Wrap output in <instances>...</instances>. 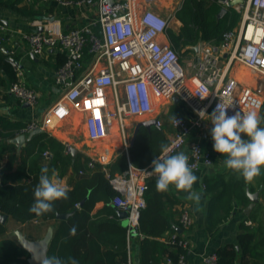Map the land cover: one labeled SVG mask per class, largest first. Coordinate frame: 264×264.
Listing matches in <instances>:
<instances>
[{"label": "built area", "instance_id": "1", "mask_svg": "<svg viewBox=\"0 0 264 264\" xmlns=\"http://www.w3.org/2000/svg\"><path fill=\"white\" fill-rule=\"evenodd\" d=\"M40 1L95 7L97 15L83 27L64 30L59 22L53 21L41 31L22 33L30 55L43 57L51 49L65 57L54 74L58 97L43 109L40 117L23 128L24 132L53 129L77 112L82 115L85 127L82 138L95 145L114 141L129 158L133 136L129 119L151 118L161 127L164 120L162 111L157 112L158 103L177 98L184 100L195 116L176 115L180 121L177 127L171 120L174 133L167 155L187 147L188 162L195 174L202 165L214 164L213 154L205 149L199 137L193 136L194 131H201L205 125V120L197 115L200 110L206 109L208 114L222 102L229 107V115L237 110L259 112L263 107L264 94L240 81L232 72L237 65H242L264 81V0L235 3L242 17L239 28L225 32L219 42L194 46L197 48L195 62L182 61L169 41L163 39L167 37L172 17L153 8L156 0ZM234 1L237 0H220V3L229 7ZM154 21L162 23L157 25ZM6 32L5 24L0 22V34ZM7 53L16 74L9 92L20 103L39 108L43 95L27 83L23 67L14 58L15 49ZM201 96L207 97L201 99ZM74 147V143L65 142L64 152L71 154ZM112 147L106 146L104 151L90 155L88 166L107 167L115 156ZM161 155L164 154L161 152ZM151 165L136 167L129 161L124 174H107L118 192L112 203L128 212L133 227H138L140 213L146 207L149 182L157 179L151 173ZM178 222L182 231L171 230L166 241L188 252L192 245L188 231L195 224L189 207H183ZM186 256V252L181 254L178 264H186ZM217 259L212 253L203 258V264H215ZM167 261L172 263L169 258ZM129 264H132L131 255Z\"/></svg>", "mask_w": 264, "mask_h": 264}, {"label": "trees", "instance_id": "2", "mask_svg": "<svg viewBox=\"0 0 264 264\" xmlns=\"http://www.w3.org/2000/svg\"><path fill=\"white\" fill-rule=\"evenodd\" d=\"M24 0H0V8H4L15 15L19 21H29L40 18L42 12L39 0H33L27 5H22ZM220 0H183L181 7L175 11L174 17L182 25L179 31L171 27L167 30L168 39L181 56L183 50L189 51L200 41L219 42L223 34L234 29L241 18V14L233 7L218 17L222 9ZM4 38V39H2ZM9 33L0 34V70L5 72L7 79L13 81L16 78L14 67L9 62L10 55L6 46ZM18 59V55H14ZM57 67L61 66L65 57L59 54ZM264 116V104L259 113ZM0 125L19 129V123H13L5 117H0ZM264 127V124L261 125ZM194 136V135H193ZM170 140L163 127L148 129L141 127L136 141L130 147L129 158L125 154L119 156L112 166L111 173L122 172L128 168L129 161L136 167H144L152 163L153 159L161 153V145H168ZM205 149L213 154L214 171L204 179V189L208 195V201L204 211L203 228L209 234L214 235L233 213L235 203L247 206L250 203L249 192H255L261 188L264 196V169L261 174L250 183L233 170L225 166L226 157L217 153L214 141H207ZM16 145L7 141L0 143V213L9 215L19 222H27L40 217L41 220H58L55 235L49 246V256L55 255L59 250L62 259L74 258L78 264H88V256L66 254V249L80 242L83 230L89 222L90 216L96 204L104 201L101 211H106L118 218L117 210L112 201L118 192L110 183L107 173L101 165L88 166V159L78 153L75 158L64 152V144L46 131L34 134L20 153L16 152ZM53 154L48 169L58 171L59 176L66 174L70 167L76 173L83 171L73 188L68 189V199H60L54 202V211L37 215L30 211L34 203V189L39 183L41 175V159L45 158V152ZM7 156V164L2 167V162ZM18 166L12 171L17 160ZM249 187V189H247ZM166 192L156 190V179L149 182L146 192V207L142 209L139 217L138 231L144 234L141 244L140 264H160L171 259L172 264H178L180 255L187 253L182 247L169 241H161L169 230H175L173 219L170 220L162 204V198ZM179 201V199H178ZM81 205V207H77ZM67 215L58 219L59 215ZM167 215V218L166 216ZM248 222H251L248 224ZM179 223V222H178ZM174 225V226H173ZM76 226L75 236L69 235V229ZM106 236L117 237V250L113 253L118 257L115 264H129V227H126L113 219L99 225ZM239 233L236 241L220 246L215 254L218 259L215 264H264V202L255 204L252 211L241 220L238 225ZM6 223L0 222V264H30V252L17 244L13 239L4 237L7 233ZM78 233V234H77ZM108 254L112 255L111 252Z\"/></svg>", "mask_w": 264, "mask_h": 264}, {"label": "crops", "instance_id": "3", "mask_svg": "<svg viewBox=\"0 0 264 264\" xmlns=\"http://www.w3.org/2000/svg\"><path fill=\"white\" fill-rule=\"evenodd\" d=\"M32 1L33 0H24L22 5H27ZM155 2L156 5H153V8H155L163 15L171 16L172 22L170 27L174 31H179L182 23L174 17V14L175 11L181 7L183 0H172L171 2L168 1L167 3L164 0H156ZM38 4L40 5V9L42 12V16L40 18H34L29 21H19L15 19V15L13 13L4 8H0V22L5 24L7 32L9 33V39H7L8 41L6 42V46L9 49H15L16 54L18 55V60L26 73L27 83L43 95L41 104L44 106H48L58 97V87L54 83V74L55 70L58 68L57 57L59 54H57L56 51L50 49L43 57L30 55V53H28L26 50L24 41L22 40V33L33 30L41 31L45 27L49 26L53 21L59 22L64 30H68L74 27H83L84 25H87L92 19H94L97 13L95 7H92L90 9L87 7L65 6L55 1L42 2L40 0ZM229 7H233L236 11H238L234 7V5H231ZM229 7H224L222 5V8L228 9ZM241 18L238 25L234 29L239 28L241 24ZM163 39L169 41L168 36ZM202 42L210 41H200L199 43ZM4 50L6 49L4 48ZM196 51L197 48L194 49L193 47H191L189 51L183 50L182 53H193V57H191V55V59L184 60V62H195L193 58L197 56ZM241 66L242 65H237V67L234 68L232 72L233 76L238 78L243 83L254 87L255 89H257V85L261 83L264 84V81L262 79L259 80L257 76V81L252 78L248 79V81H250L249 83L241 80L239 78V76H241L239 67ZM193 70L194 69L192 68L191 71ZM9 85L10 80L6 78L5 72L0 70V117H5L13 123H19L22 125V127L16 129L11 127H3L0 125V143L2 141L14 143L17 148L16 152L20 153L21 149L31 139H28L31 132H24L23 128L26 127L31 121H33V119H37V117H40L41 110L39 108H32L31 106L20 103L9 92ZM257 90L264 94V88L263 90ZM159 111H162L161 117L164 120V125L161 127L164 128V131L167 134L169 140H171L174 133L173 127L171 126V120L173 116L181 114L186 115L189 118H193L195 116V111L190 108L184 100H179L177 98L172 101H160L158 103L157 112ZM212 112L213 111L209 112L208 115L210 116ZM258 113H260V111ZM78 114L79 113L77 112H73L71 116L66 119V121L58 124L55 128L43 131L48 132L50 135L60 140L63 144L65 142L74 143V148L77 149V154L81 153L83 155V158L85 157L87 159L90 158V155L104 151L106 146H113L111 151L115 152V156L107 167L102 168L107 174H124L127 169L122 172L116 171L115 173H111L112 166L115 165L119 156L124 154L120 150V147L116 145L114 141H110L109 143L103 142L95 145L93 143H90L85 137H78L79 131L82 132L81 135L85 132V127L82 120L83 117L82 115L78 116ZM170 114L172 115V117L169 119L167 116H169ZM143 120H151V118H141L139 120H136V125L138 122ZM77 123L78 127L76 126ZM128 125L131 130L130 122ZM155 126H152V128ZM212 127L213 125L211 124L210 120H205V125L203 126L201 131L197 129L193 132V135L199 137L201 139V142H203L205 145L207 141L213 140L210 134V130ZM133 132L134 130L132 131V133ZM22 136L26 137L24 141H21ZM181 151H183L185 154H188L187 147H185ZM52 157L53 154L50 151L49 153L47 152V155L45 156V158L41 159V164L39 165L48 168L50 159ZM7 161L8 160L6 156V158L2 162V167L7 164ZM19 161L20 160L18 159L15 162L12 171L18 166ZM213 171L214 167L212 168V166L202 165L199 171L195 173V175L198 177V180L194 185V190L201 194L199 211L196 210V205L186 198L188 193L178 191L174 186H170L169 190L164 193V196L162 198V204L165 207V212L169 216V219H173V222H177V224L175 223V229L176 227H178L179 216L183 207H189L192 215L195 218V224L188 231V236L191 240L192 245L191 249L187 252L186 264H203V258L205 256L215 253V251L220 246L236 241V236L239 233L238 225L241 220L245 218V216H247V206L243 207L240 204L235 203L232 215L223 224L220 225L219 231L217 233L211 235L207 231H205L202 224L204 220V211L208 201V195L205 192L203 184L204 179L207 177V175L211 174ZM56 173L58 178L63 181L67 188L71 189L83 174V171L76 173L73 168L70 167L66 174L63 176H59L58 171H56ZM247 189H249V187ZM255 192H259V201L264 202V196L261 193V188L256 189ZM104 204V201H100L96 204L94 211L90 216L89 222L82 232L84 238L77 244L73 245L72 248L66 249V254L71 255L73 254V252L78 255L85 254L88 256V259H90L88 264H115L114 261H118V257H116L115 255L113 256V253H115V251L117 250V237L106 236L99 226L100 224L106 222L108 219H113L114 221L126 227H129V251L132 259V264H140V242L144 237V234L140 233L137 227L130 226L128 216H122L118 212V209L114 204L113 205L117 210L118 218L110 213H107L106 211H101L104 207ZM77 207L80 208L81 205H77ZM167 215L164 216H166L167 218ZM58 219L62 218L58 217ZM250 223L251 222H248V224ZM6 225L8 230L4 237L11 238L15 242H17V244L25 247L30 252L29 261L31 264V260L33 259L32 251H30V249L26 247L25 241L35 242L38 245H40L43 241H46V257L49 256V246L55 235L57 227L60 225V222L57 219L45 221L41 220L40 217L27 222H19L8 215ZM170 231L171 230L167 231L165 236L161 237L160 240L166 241L168 235L171 233ZM1 239L2 237H0V240ZM108 252H111L112 255L108 254ZM55 255L60 257L59 250L56 251ZM108 256L114 259V261L106 260V258L109 259ZM160 264L172 263L166 260L161 262Z\"/></svg>", "mask_w": 264, "mask_h": 264}, {"label": "clouds", "instance_id": "4", "mask_svg": "<svg viewBox=\"0 0 264 264\" xmlns=\"http://www.w3.org/2000/svg\"><path fill=\"white\" fill-rule=\"evenodd\" d=\"M153 22L152 17H148ZM157 25L161 21H154ZM207 96H201V99ZM223 102L218 104L211 115L207 110H200L197 115L201 119L210 120L213 127L210 130L214 141L213 148L217 153L223 154L225 166L240 174L248 183L261 174L264 169V116L257 111L242 112L237 110L229 115ZM172 123L177 127L180 121L173 116ZM171 151L168 145H161L164 155L153 159L151 167L156 179V190L166 192L170 186L178 191L188 193L187 199L200 210L201 194L194 190L198 177L194 174L189 164V157L183 151L173 155H167ZM39 183L34 189V203L30 211L37 215L54 211V202L60 199H68V188L57 176L53 169L49 175L47 167L41 168ZM76 226L69 229V235L75 236ZM36 258V257H35ZM39 264H78L74 258L62 259L59 256H47L39 261Z\"/></svg>", "mask_w": 264, "mask_h": 264}, {"label": "water", "instance_id": "5", "mask_svg": "<svg viewBox=\"0 0 264 264\" xmlns=\"http://www.w3.org/2000/svg\"><path fill=\"white\" fill-rule=\"evenodd\" d=\"M240 1L241 0L234 1L232 4L234 5L235 3L240 2ZM226 12H227V9L222 8L220 10V12L218 13V17L223 16ZM4 51L7 53L6 50H4ZM155 125H156L155 120H144V121L138 122L135 129H134V132H133L131 144H134V142L136 141L137 135H138L141 127H146L148 129H150V128H152V126H155ZM41 131H43L41 128L35 129L34 131H32L30 133L28 139H30L34 134L41 132ZM25 139H26L25 136L21 137V141H24ZM72 156L74 158L77 156V149L76 148L72 149ZM249 196H250V203L246 207V213L247 214H249L252 211V209L254 208L255 204L259 202V192H255V193L249 192ZM118 212L124 217L128 216L127 211H122V210L118 209ZM58 217L64 218V217H66V215L65 214L59 215ZM7 218H8V215H4V214L0 213V222L6 223ZM176 230L182 231V229L179 227H176ZM25 242H26L25 243L26 247L28 249H30V251H32L33 259L31 260V264H39V261H42V259L46 257V249H47L46 241H43L40 245H38L35 242H29V241H25Z\"/></svg>", "mask_w": 264, "mask_h": 264}, {"label": "rangeland", "instance_id": "6", "mask_svg": "<svg viewBox=\"0 0 264 264\" xmlns=\"http://www.w3.org/2000/svg\"><path fill=\"white\" fill-rule=\"evenodd\" d=\"M166 3L169 1V2H171L172 0H164ZM174 1H176V0H174ZM164 2V3H165ZM192 55V56H191ZM193 57V53L191 52V53H182L181 54V60L182 61H184V60H189V59H191V57ZM240 69V73H241V76H239V78L241 79V80H243V81H246L247 83H249L250 81H248V79H255L256 81H257V78H256V75L253 73V72H251L250 71V69H248L247 67H245V66H241V67H239ZM257 87V89H261V90H263V88H264V84L263 83H261V84H259V85H257L256 86ZM170 101H172V100H170ZM47 102H49V101H47ZM46 106H44V105H41L40 107H39V109L41 110V114L43 113V109L45 108ZM81 114L79 113L78 114V116H80ZM169 119L172 117V115L170 114L169 116H167ZM141 118H144V117H132V118H130L129 119V122H130V127H131V130L133 131L134 130V128H135V125H136V123H135V121L136 120H139V119H141ZM131 120V121H130ZM76 126L78 127V123L76 124ZM77 130V129H76ZM81 131H79V134H78V137H81L82 135H81ZM74 142H76V141H74Z\"/></svg>", "mask_w": 264, "mask_h": 264}]
</instances>
